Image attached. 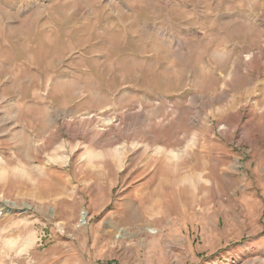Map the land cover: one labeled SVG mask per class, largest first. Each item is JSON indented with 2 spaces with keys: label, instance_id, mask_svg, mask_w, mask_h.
Here are the masks:
<instances>
[{
  "label": "rangeland",
  "instance_id": "1",
  "mask_svg": "<svg viewBox=\"0 0 264 264\" xmlns=\"http://www.w3.org/2000/svg\"><path fill=\"white\" fill-rule=\"evenodd\" d=\"M0 212V264H264V0H0Z\"/></svg>",
  "mask_w": 264,
  "mask_h": 264
},
{
  "label": "bare ground",
  "instance_id": "2",
  "mask_svg": "<svg viewBox=\"0 0 264 264\" xmlns=\"http://www.w3.org/2000/svg\"><path fill=\"white\" fill-rule=\"evenodd\" d=\"M1 213V212H0ZM1 216V215H0ZM81 220H82V222H83V219H84V213L82 212V215H81ZM17 230V229H16Z\"/></svg>",
  "mask_w": 264,
  "mask_h": 264
}]
</instances>
